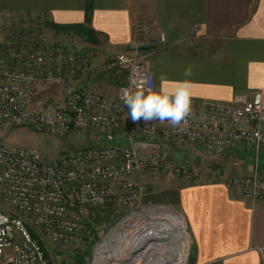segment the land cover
I'll use <instances>...</instances> for the list:
<instances>
[{"label": "built area", "instance_id": "2783aa9c", "mask_svg": "<svg viewBox=\"0 0 264 264\" xmlns=\"http://www.w3.org/2000/svg\"><path fill=\"white\" fill-rule=\"evenodd\" d=\"M112 66L125 75L118 97L90 90L89 81L78 78L84 68L96 77L113 71ZM144 81L154 87L145 57L136 51L81 67L69 48L41 33L0 40V129L98 132L117 141L53 157L0 138V204L10 210H0V264H49L30 229H39L53 243L76 244L95 233L87 225L89 209L119 204L132 208L128 228L116 224L97 232L100 241L88 264H133L147 239L124 251L117 250V237L131 232L130 225L144 215L134 210L148 192L143 178H193L189 163L177 159L173 150L218 152L244 145L255 154V165L227 186L241 190L247 200L264 201V173L257 163L264 152L262 91L248 100H193L187 123L174 128L158 121L133 122L128 116L122 90Z\"/></svg>", "mask_w": 264, "mask_h": 264}, {"label": "crops", "instance_id": "0c3cea01", "mask_svg": "<svg viewBox=\"0 0 264 264\" xmlns=\"http://www.w3.org/2000/svg\"><path fill=\"white\" fill-rule=\"evenodd\" d=\"M88 1L0 0V20L22 15L83 23ZM90 1L89 27L104 59L138 52L154 88L161 74L183 80L191 67L192 101L248 100L262 91L264 108V0ZM258 164L264 171V152ZM173 183L165 197L185 219L190 264H264V201L246 200L225 180Z\"/></svg>", "mask_w": 264, "mask_h": 264}, {"label": "rangeland", "instance_id": "374dc122", "mask_svg": "<svg viewBox=\"0 0 264 264\" xmlns=\"http://www.w3.org/2000/svg\"><path fill=\"white\" fill-rule=\"evenodd\" d=\"M24 26L27 28L25 33L23 30L25 29ZM39 33L43 34L51 42L63 44L69 48L76 55L77 63L81 67H85L87 63H91L93 65L105 62L110 63L112 58H114L117 54L116 53L115 55L104 59L101 56L100 48L93 37L84 36L80 31H55L47 25L45 20L38 19L37 17L8 15L5 19L0 20V40H18L21 35H26L27 39H31ZM112 69L114 70L108 74H101V79L98 80L96 77L94 80L95 74L92 76L93 73H89L90 70L86 71L84 68L78 72V78L79 80L83 79L89 81V86H87V88L90 90L107 95L111 98L118 97V92L125 86L124 70L113 66ZM108 135L109 134L98 132L63 133L49 130L41 131L26 126L13 128L11 130L0 129V138L5 139L8 143L17 146L32 147L53 157H57L63 153L79 151L102 143H117L115 140L116 137H110ZM171 152L177 157V159H185L191 166L193 178L191 181H185L187 183L225 180V183L227 184L231 178L249 174L255 165L256 158L255 154L244 145L235 149L221 150L218 152H206L190 149L185 152L177 150H173ZM260 155L261 153L257 156V163H259ZM246 168H250L249 171H246ZM261 171L264 172L262 169ZM168 176L170 178L167 176H148L149 178H143V182L149 187L148 192L137 200L138 202H136L134 210L143 215L145 214V210L166 207L173 210L176 215H180L185 223L184 230L188 237L187 249L180 252L185 254V261L183 264H190V238L185 219L181 212L166 199L167 196L165 197L167 194V187L173 186V182L180 181V179L178 180V178L171 175ZM228 188L233 189L231 186ZM239 191L241 192V190ZM260 201L262 200H255L253 202ZM131 209L132 208L122 204L89 209L86 221L87 225L95 233L89 238L76 244L62 245L53 243L46 236H44L39 229L35 228L31 229V231H33L42 243L49 264H88V258L91 257L93 248L97 242L100 241L97 236V232H105L110 227L115 226L116 224L118 225L119 223L128 228L126 224L130 218L126 219V216H128L127 213ZM0 210L10 211L1 204ZM148 215L149 213L146 214L143 219H146L144 222L146 224H144V226L150 229V223L148 221L151 216ZM152 218L157 220L159 216L155 215ZM124 219L126 220L124 221ZM137 226L138 224H135L133 227V231L135 233L138 230L136 229L138 228ZM166 242H168V238H165L164 240H157L149 237V239L145 241V245L147 246V243H156V245L160 244L159 247H162ZM148 251L150 253L152 249L149 248ZM172 251L159 254V250H154L153 254L151 253V257L154 255L153 258H151V263H154V261L156 262L154 264L177 263L178 256L175 254L176 250L174 251L173 249ZM262 254L264 261V246L262 248ZM139 260H134L133 264H143L144 260L142 259V263H140Z\"/></svg>", "mask_w": 264, "mask_h": 264}, {"label": "clouds", "instance_id": "9594fccd", "mask_svg": "<svg viewBox=\"0 0 264 264\" xmlns=\"http://www.w3.org/2000/svg\"><path fill=\"white\" fill-rule=\"evenodd\" d=\"M183 75V80L169 81L165 74H161L159 88L144 81L122 90L120 98L132 121H158L174 128L186 124L192 115L191 67L186 68Z\"/></svg>", "mask_w": 264, "mask_h": 264}, {"label": "bare ground", "instance_id": "6f19581e", "mask_svg": "<svg viewBox=\"0 0 264 264\" xmlns=\"http://www.w3.org/2000/svg\"><path fill=\"white\" fill-rule=\"evenodd\" d=\"M148 213V216H151L149 217L150 220L148 219V222L150 223V229L144 226V224H146L144 223L146 219H143V217ZM155 215L159 216L157 220L152 218ZM137 221L138 222L132 223L130 225L132 228V233L127 232L126 234H122V236L117 237V250L123 247V250L125 251L126 247L128 246V251L130 248H132V245L138 247L141 244H144L143 242L145 239H149V237L157 240H164L165 238H168V242H166L162 247H159L160 244L156 245V243H150V245L147 243V246L142 250V252H140L138 255H135V258L131 262L134 260L138 261L140 259L139 261L142 263L143 259V264H154L156 263L155 261L154 263H151V258L154 256L152 255L151 257V253L153 254L154 250H159V254H163L174 249V251L176 250L175 254L178 256V260L177 263L174 262L173 264H183L185 261V254H182L180 251H185L187 249L188 237L184 230L185 223L180 215H176L175 212L169 208L158 207L157 209L155 208L151 210H145V214L137 219ZM135 224H138V228H136L138 230L136 233L133 231ZM119 226L121 227V223H119L117 227ZM149 248L152 249L150 253L148 251ZM124 264L132 263L125 262Z\"/></svg>", "mask_w": 264, "mask_h": 264}, {"label": "trees", "instance_id": "16d2710c", "mask_svg": "<svg viewBox=\"0 0 264 264\" xmlns=\"http://www.w3.org/2000/svg\"><path fill=\"white\" fill-rule=\"evenodd\" d=\"M85 11H86L85 12V19H84L83 23L60 25V24L47 22V25L50 26L51 28H53L55 31H80V32H82V35H84V36L93 37V34H92L93 32L89 27L90 16H91V11H92V4H91L90 0L86 4V10ZM91 40H93V39H91ZM30 233H31L33 238H35L39 241V243L43 249L44 255L47 258L44 247H43L42 243L40 242V240L33 233V231H31V229H30Z\"/></svg>", "mask_w": 264, "mask_h": 264}, {"label": "water", "instance_id": "95a60500", "mask_svg": "<svg viewBox=\"0 0 264 264\" xmlns=\"http://www.w3.org/2000/svg\"><path fill=\"white\" fill-rule=\"evenodd\" d=\"M144 49H146L144 46L138 48V50H144Z\"/></svg>", "mask_w": 264, "mask_h": 264}]
</instances>
